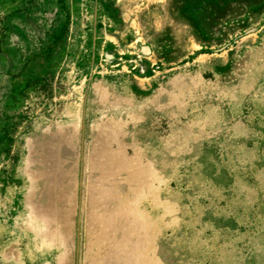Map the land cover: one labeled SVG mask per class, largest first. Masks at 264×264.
<instances>
[{"label": "rangeland", "instance_id": "rangeland-1", "mask_svg": "<svg viewBox=\"0 0 264 264\" xmlns=\"http://www.w3.org/2000/svg\"><path fill=\"white\" fill-rule=\"evenodd\" d=\"M0 264H264V0H0Z\"/></svg>", "mask_w": 264, "mask_h": 264}, {"label": "crops", "instance_id": "crops-1", "mask_svg": "<svg viewBox=\"0 0 264 264\" xmlns=\"http://www.w3.org/2000/svg\"><path fill=\"white\" fill-rule=\"evenodd\" d=\"M3 97V94L2 93H0V98H2Z\"/></svg>", "mask_w": 264, "mask_h": 264}]
</instances>
